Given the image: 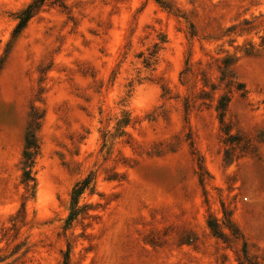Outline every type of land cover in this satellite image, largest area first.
<instances>
[{
	"label": "rangeland",
	"instance_id": "obj_1",
	"mask_svg": "<svg viewBox=\"0 0 264 264\" xmlns=\"http://www.w3.org/2000/svg\"><path fill=\"white\" fill-rule=\"evenodd\" d=\"M31 1L0 0V264H264V0H53L12 41Z\"/></svg>",
	"mask_w": 264,
	"mask_h": 264
},
{
	"label": "trees",
	"instance_id": "obj_2",
	"mask_svg": "<svg viewBox=\"0 0 264 264\" xmlns=\"http://www.w3.org/2000/svg\"><path fill=\"white\" fill-rule=\"evenodd\" d=\"M52 1L53 0H32L26 8L19 12L16 16L18 23L12 34V41H15L27 27L28 23L40 12H42V10L47 6V4ZM227 102V99L221 98L217 109L224 110ZM220 117L222 119L223 114H221ZM41 119L42 115H40L39 112H33V114L31 115L29 126L27 128V132L25 134V147L23 153V161L21 163L24 182L34 181L32 177V168L34 165L35 156L37 155L39 150V144L35 131L40 127ZM91 182L92 177L89 176L84 181L77 183L72 192L73 209L77 206L80 196L84 193V191H86L90 187ZM79 213L80 211L76 209L71 213L67 221V226H70L72 224V222L76 219Z\"/></svg>",
	"mask_w": 264,
	"mask_h": 264
}]
</instances>
